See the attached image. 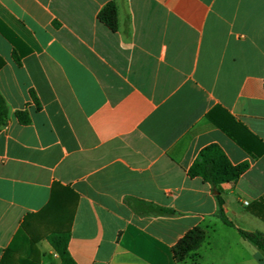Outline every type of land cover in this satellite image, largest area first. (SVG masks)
I'll return each instance as SVG.
<instances>
[{"label":"crops","instance_id":"obj_1","mask_svg":"<svg viewBox=\"0 0 264 264\" xmlns=\"http://www.w3.org/2000/svg\"><path fill=\"white\" fill-rule=\"evenodd\" d=\"M111 1L117 31L98 18ZM0 57V264H62L59 230L76 264H264L239 232L264 235V0H0ZM218 107L252 152L208 118ZM212 144L249 163L221 186L234 227L189 175ZM26 219L39 255L10 251ZM197 227L206 240L178 263Z\"/></svg>","mask_w":264,"mask_h":264},{"label":"trees","instance_id":"obj_2","mask_svg":"<svg viewBox=\"0 0 264 264\" xmlns=\"http://www.w3.org/2000/svg\"><path fill=\"white\" fill-rule=\"evenodd\" d=\"M99 20L108 26L112 31L118 29V8L116 2H109L99 13ZM4 66V61L0 57V69ZM9 117L8 105L0 93V128L3 127ZM17 118L21 124H29L30 118L23 112L17 113ZM208 118L220 129L226 132L231 138L236 140L243 148L248 151H253L251 146H255V141H259L257 137L252 135L248 129L239 121H237L226 110L216 108L208 114ZM248 135V136H247ZM258 150H254V152ZM264 152V144L260 153ZM249 163L243 162L238 165L231 163L225 152L217 144H212L204 148L189 170L191 177H200L205 182L210 183L218 192L217 201L219 206L218 218L228 226L234 227V224L227 218L225 213V200L223 198L222 184L237 181L247 170ZM56 196L53 194L50 204L44 210V213H54L57 211ZM39 216V215H38ZM241 236L253 244L261 253L264 259V235L259 232L249 233L239 230ZM207 230L202 227H197L188 232L182 237L173 248L175 259L178 263L184 262L188 255L196 251L207 238ZM70 233L69 231L59 230L54 231L48 236V241L53 249L58 253L62 264H76L71 258L68 251ZM25 244L28 256L35 254L39 255V250L36 247L38 239H35L29 233L26 223L22 224L14 238L10 251H13L15 244ZM24 261V259H23ZM22 264V263H21Z\"/></svg>","mask_w":264,"mask_h":264}]
</instances>
